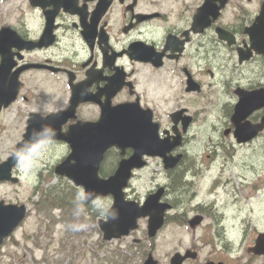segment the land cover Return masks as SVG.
<instances>
[{"label":"flooded vegetation","instance_id":"flooded-vegetation-1","mask_svg":"<svg viewBox=\"0 0 264 264\" xmlns=\"http://www.w3.org/2000/svg\"><path fill=\"white\" fill-rule=\"evenodd\" d=\"M4 79L20 83L18 98L9 108L28 106L23 114L26 127L34 115L68 111L75 90L82 102L63 132L78 121L96 124L103 107L131 103L157 124L161 141L169 140L168 160L162 158L163 151L146 152L142 140L135 143L142 153L112 148L100 166L102 179L118 171L129 173L125 201L142 207L160 193L159 202L168 207L162 235L151 238L138 230L128 238V249L138 259L131 263L129 258L128 264H143L151 254L157 258L158 239L165 241L166 249L175 245L159 264H172L176 255L182 264H229L227 255L241 258L237 252L233 255L222 222L198 193L201 162L199 156L189 159V147L207 138L201 153L212 145L227 148L219 156L208 152L203 157L207 170L216 161L222 173L243 180L249 171L258 172V156L246 154L264 141V97L250 111L249 124L243 125L249 131L237 130L232 119L241 97H247L243 92L260 90L264 96V0H0V84ZM210 132L214 137L220 133L216 144ZM246 137V143H239ZM134 156L140 167H121ZM177 157L178 164L170 168ZM180 177L187 178L191 199L178 190ZM262 182L260 194L264 177ZM10 186L0 184V189ZM213 187L214 182L205 189L208 196L214 195ZM17 191L0 200L17 202ZM253 212L247 209L241 217ZM139 224L145 229L147 221ZM247 227L236 238L241 246ZM254 244L248 245V253L264 259L252 253Z\"/></svg>","mask_w":264,"mask_h":264},{"label":"rangeland","instance_id":"rangeland-1","mask_svg":"<svg viewBox=\"0 0 264 264\" xmlns=\"http://www.w3.org/2000/svg\"><path fill=\"white\" fill-rule=\"evenodd\" d=\"M25 109L24 106L19 104L12 109L16 113L11 114L10 120L2 119L4 120V123H0V128L4 127L6 129L9 138L6 141H2V138L0 139V142H4L0 147V158L7 155L13 149L15 142L18 140L21 125H24L21 115L22 111ZM211 128L212 127L210 126L207 127V132L205 134H209ZM210 134L213 135V143L215 142L216 144V140L220 136V133H216L215 137L213 132H210ZM203 140L205 144L208 141L207 138H201L193 146L189 147L190 160L194 161L198 156L200 157L201 164L199 167H201V174L197 180L199 183V195L210 203L208 206L209 209L214 211V217L218 216L220 222H222L221 228L222 230H225L226 234L235 236L239 234V230L243 232L245 227L248 226L246 228L247 232L245 234V241L242 246L237 243V240L232 243L231 246L233 255L237 252L241 255V258L238 260L230 255H227L226 258L229 261V264H236V262L240 260H242V263L246 264H264V259L261 257L253 259L255 257L250 255L247 250L248 245L254 243L258 233L264 231V216H259V211L264 210V192H262V194H260V191L257 192V190L263 185L264 146L262 143L264 141L248 150L246 154L248 158H254L256 155L258 156L257 161L259 162V170L256 173L252 170L249 171L248 175L243 180L238 175L222 173L221 167L220 165H216V161H213L210 165V169L207 170L209 164L203 163V157L210 155L208 152H211L212 155L216 152V156H219L227 148H218L219 146L215 145L214 147L212 145L209 148L204 147V153H201ZM59 152L60 150L55 148H47L46 155L44 156L46 160L44 167L48 168L49 165L56 160ZM50 169L52 171L55 170V163L51 165ZM45 171L46 169H43L42 178L36 173L32 180H27V191L29 186L33 184L40 189L41 195H43H35V202L41 197L47 195L51 198L52 194L51 192H48L50 191L49 187L56 183H59V189H65L66 192L69 191L66 184L56 180L53 176L51 177ZM190 174L193 175L194 171H190L188 175ZM219 176H224L229 179V183L225 187L218 188L214 195L208 196L205 193V189L213 182V188H216L218 183L215 182V179ZM241 182H243V184ZM231 183H234L233 187L231 186ZM177 188L181 191L184 198L190 197L191 199V192L189 184L187 183V178L180 177L179 182L177 183ZM65 191H58L57 194H65ZM68 195L72 202L69 210L67 208H65V210L61 209L57 205L50 208V205L43 206V203L41 204L43 207L35 206L34 203L30 205L31 214L27 223L18 231L14 238H10V245L0 252V264H113L115 253L119 251L127 253L132 259L131 263H137L135 262L138 261L136 256H134L135 251L126 249L128 246L127 242H130V239L123 243L114 242L112 244H103L101 242L97 222L100 219H105L104 216H101L102 212L106 215L105 206L97 207L94 205V209L89 210L88 207H85L84 202H82L83 191L80 189H76L75 192L70 190ZM251 195H257V197L252 199ZM214 200H217V204L219 205H222L223 203L226 205L227 217H225L223 210H220L218 206H214ZM43 208L49 213L43 212ZM247 209H254V212L249 218L243 219L241 213ZM92 211L93 213L87 215L88 212ZM72 215L75 217V222L77 223L83 220L87 221L84 230L75 224ZM82 215L83 217H81ZM227 221L239 224V227H236L235 232L231 231L229 224H224V222ZM67 226L69 231L72 232L71 234L65 232ZM139 232V235H142L144 234L145 229L142 228ZM70 235L73 236L71 237ZM83 243H85L84 248L82 247ZM156 244L159 246L157 251L160 252L158 258L161 261L165 260L163 253L166 251H173L175 247L174 244H171L169 248L166 249L165 241L162 239H158ZM91 251H94L96 255ZM52 252L63 255L62 261L53 262L52 255L50 254ZM219 252H221V249ZM132 254L133 256H130ZM42 257L43 259H41Z\"/></svg>","mask_w":264,"mask_h":264},{"label":"water","instance_id":"water-1","mask_svg":"<svg viewBox=\"0 0 264 264\" xmlns=\"http://www.w3.org/2000/svg\"><path fill=\"white\" fill-rule=\"evenodd\" d=\"M88 125H78L74 127L69 133L64 134L63 137L57 136L56 138L72 142L75 149V157L77 167L74 170L70 168L64 169L63 173L60 170V174L72 176L78 185H82L86 191V201L90 202V199H94L98 196H106L112 194L115 197V208H118V215L121 222L120 227L110 228L104 227L105 238L110 240L113 237H121L122 234H127L129 229L136 227V221L141 217L150 216V235H154L156 231L162 226L165 206H158L157 200L159 197L152 196L146 205L142 208H138L133 203L122 204L121 189L127 186V182L130 178L129 173L124 174L118 171V175L110 179L109 181H103L96 176V167L99 164L102 156L105 152L114 144L115 137L111 136L108 126L102 124L92 128L91 133L87 132ZM150 129H148L149 131ZM111 133H113L111 131ZM114 134V133H113ZM59 135V134H56ZM113 137V138H112ZM114 139V140H113ZM160 148L158 144L150 147L151 150ZM68 162V161H67ZM65 162L60 169L67 163ZM122 168L127 167L125 163L121 164ZM69 174V175H68ZM153 197L155 200H153ZM126 204V205H125ZM9 212V211H8ZM7 219L12 220V215L7 214ZM4 220V225H7L5 232L0 234V242L3 237L10 234L18 223L11 225V222ZM9 222V223H8ZM8 223V224H7ZM11 225L10 227H8ZM123 230V231H122ZM113 231H121L120 233H112ZM255 255H264V233L259 234L256 240V245L252 249ZM146 264H153L150 259Z\"/></svg>","mask_w":264,"mask_h":264},{"label":"clouds","instance_id":"clouds-1","mask_svg":"<svg viewBox=\"0 0 264 264\" xmlns=\"http://www.w3.org/2000/svg\"><path fill=\"white\" fill-rule=\"evenodd\" d=\"M28 159L29 158L21 157V169H23V168H25L27 166V165L24 164V161L28 160ZM94 203H95V205L97 207H104V205H105V203L103 201H101V200H96ZM101 216L106 217L104 212L101 213ZM113 218H115V216ZM80 227H83V225H81Z\"/></svg>","mask_w":264,"mask_h":264}]
</instances>
